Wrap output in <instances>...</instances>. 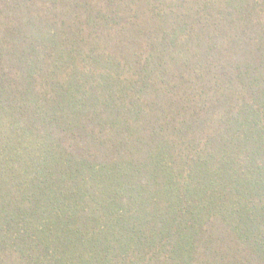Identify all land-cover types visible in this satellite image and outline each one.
<instances>
[{"label":"trees","instance_id":"1","mask_svg":"<svg viewBox=\"0 0 264 264\" xmlns=\"http://www.w3.org/2000/svg\"><path fill=\"white\" fill-rule=\"evenodd\" d=\"M0 264H264V0H0Z\"/></svg>","mask_w":264,"mask_h":264}]
</instances>
